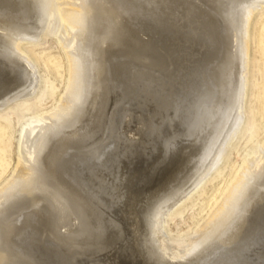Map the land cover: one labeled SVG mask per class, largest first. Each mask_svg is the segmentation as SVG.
I'll use <instances>...</instances> for the list:
<instances>
[{
  "label": "bare ground",
  "instance_id": "obj_1",
  "mask_svg": "<svg viewBox=\"0 0 264 264\" xmlns=\"http://www.w3.org/2000/svg\"><path fill=\"white\" fill-rule=\"evenodd\" d=\"M263 6L0 0V109L38 87L25 47L52 35L67 60L54 105L18 128L0 185V264H246L264 233V140L192 234L166 223L240 128Z\"/></svg>",
  "mask_w": 264,
  "mask_h": 264
},
{
  "label": "rangeland",
  "instance_id": "obj_2",
  "mask_svg": "<svg viewBox=\"0 0 264 264\" xmlns=\"http://www.w3.org/2000/svg\"><path fill=\"white\" fill-rule=\"evenodd\" d=\"M24 49L35 64L38 87L30 97L16 99L0 109V185L16 166L20 123L26 114L43 113L52 107L67 78L65 49L58 38L45 35ZM248 52V81L241 109L243 121L217 167L203 179L188 200L171 212L166 226L178 237L193 233L240 169L247 154L264 140V6L251 19ZM28 104H37V107L27 112L23 108ZM248 246L243 253H247L242 257L244 262L262 264L258 251L264 247V233L255 234ZM215 255H219L218 252Z\"/></svg>",
  "mask_w": 264,
  "mask_h": 264
}]
</instances>
